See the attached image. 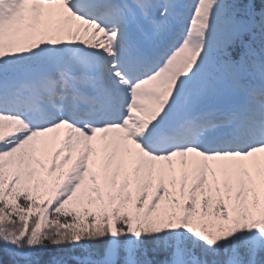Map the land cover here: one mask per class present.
<instances>
[{
  "label": "snow or ice",
  "instance_id": "snow-or-ice-1",
  "mask_svg": "<svg viewBox=\"0 0 264 264\" xmlns=\"http://www.w3.org/2000/svg\"><path fill=\"white\" fill-rule=\"evenodd\" d=\"M0 264H264V0H0Z\"/></svg>",
  "mask_w": 264,
  "mask_h": 264
}]
</instances>
